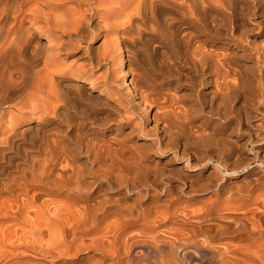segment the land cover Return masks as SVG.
I'll return each instance as SVG.
<instances>
[{
	"label": "bare ground",
	"instance_id": "obj_1",
	"mask_svg": "<svg viewBox=\"0 0 264 264\" xmlns=\"http://www.w3.org/2000/svg\"><path fill=\"white\" fill-rule=\"evenodd\" d=\"M117 1L0 0V118L8 109L18 113L0 123V264L26 244L50 250L46 238L65 250L87 237L126 242L129 227L172 204V194L149 179L166 153L184 162L186 175L210 168L218 202L250 196L234 188L243 167L202 148L228 118L232 97L242 94L264 116V0H126L107 11L114 22L94 17L102 47L81 48L85 6L97 14ZM60 56L72 59L62 64ZM182 66L209 89L214 120L187 118L200 109L177 92ZM95 105L108 112L99 115ZM174 128L186 142L175 141ZM255 213L245 217L260 225ZM224 223L216 232L229 231L232 222Z\"/></svg>",
	"mask_w": 264,
	"mask_h": 264
},
{
	"label": "rangeland",
	"instance_id": "obj_2",
	"mask_svg": "<svg viewBox=\"0 0 264 264\" xmlns=\"http://www.w3.org/2000/svg\"><path fill=\"white\" fill-rule=\"evenodd\" d=\"M124 1L126 0L112 3L104 9L103 13L100 10L97 14L91 10L90 6H85L87 11L81 16L83 20L81 35L83 34V36L78 41L81 48L89 45L90 50L96 53L102 47V42L103 40L106 41V38L101 35L103 28L96 30L94 17L96 16V19H101L104 23H108V21L109 23L114 22L116 16L109 18L107 11L111 8L121 9ZM92 5L97 6L96 3ZM45 39V37L42 38V40ZM104 46H106V43H104ZM71 59L59 57L62 64L70 62ZM61 68L62 66L55 70L60 71ZM185 69L184 66L178 68L179 71H184L186 74L182 77L181 83L177 87V92L182 96L183 102L188 103V105H195L198 110L200 109L199 112H194L193 116H188L187 118L189 120H201L198 118L202 116L209 121L214 120V110L208 108L209 89L205 84L197 87L198 75L195 74L193 76ZM170 80V83H175L176 78L171 77ZM96 92L97 90L94 93ZM228 105V118L215 126L216 132L205 141L202 149L208 151L209 155L213 157L227 154L230 160L236 161L240 167H243L237 175H232L236 181L234 188L246 190L250 196L243 197L244 200H236L237 203L234 202L235 200L229 203L218 202L216 198L218 189L213 183H210L214 178L210 168L199 175H186L187 169H181L184 162L172 158L171 152L166 153L164 157L162 156L156 162V168H153L154 172H151L155 175H149V179L154 180L160 186H164V191L172 194L170 198L172 204H170L169 208L163 207V209H159L156 221L151 219V222L144 225L135 224L129 227L124 233L126 235L124 238H127V236L132 237L130 239L128 237L126 242L121 241L122 239L120 238V241L112 243L106 241L101 245L87 237L84 241L77 243V248L76 245H71L65 250L64 247L59 246L60 241L54 240L51 243L50 239L46 238L45 243L50 246V250L43 252L40 247L26 244L27 247H21L15 254H8L9 256L6 255L7 257L3 256L2 261L4 263L1 262V264H264V220H261L259 222L260 225H258V223H253L251 219L253 212H256L255 214L259 213V216H255L256 219H264V216H262L264 214L260 213L264 212V166L258 165L260 161L264 162V137L259 136L260 133L264 132V129L258 126L264 123V116L259 113L256 107L251 106L242 94L237 98L232 97ZM99 106H94L96 113L103 115V112L105 114L108 112L104 106ZM5 113L7 117L18 114L17 111L11 109L5 110ZM116 115L112 114L110 116L116 117ZM7 117H1L0 123L9 125ZM19 122L17 121L15 125L19 124ZM48 128L45 127V129ZM173 130L175 141L178 143L186 142L184 134L175 128ZM75 137L73 134L71 139L73 140ZM75 141L73 140L72 143ZM138 144L141 146L146 145L141 139ZM15 151L13 150L12 152ZM261 176H263L262 180L257 179ZM193 182H196V184L192 189ZM149 184L152 185L153 183L149 182ZM110 192L113 193V190L111 189ZM256 192L262 194L258 196ZM254 195L259 197V199L256 200ZM159 198L161 201L167 197L164 194H160ZM58 199H56L58 202L64 201V197H59ZM211 202L215 203V207L212 210L213 214L207 218H199L207 209L206 205ZM252 207L254 208L252 209ZM245 215H249L251 218L248 219ZM224 222H230L229 224L232 222L229 231L222 233L221 229L216 232V226L225 225L226 223ZM253 224H255V229L252 228L254 227ZM238 225H241L242 230H236ZM251 225L252 227H250ZM111 227L113 229L111 233H115L117 230L114 229L115 227ZM45 237L48 236L46 235ZM22 239L24 241L27 238L23 237ZM53 243L54 245H52ZM98 245H101V248H98ZM238 250L240 254L237 252ZM19 251L20 253H18Z\"/></svg>",
	"mask_w": 264,
	"mask_h": 264
}]
</instances>
